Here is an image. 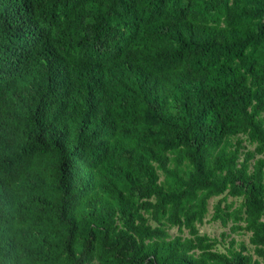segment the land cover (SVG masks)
Masks as SVG:
<instances>
[{
    "label": "trees",
    "instance_id": "trees-1",
    "mask_svg": "<svg viewBox=\"0 0 264 264\" xmlns=\"http://www.w3.org/2000/svg\"><path fill=\"white\" fill-rule=\"evenodd\" d=\"M0 264H264V0H0Z\"/></svg>",
    "mask_w": 264,
    "mask_h": 264
},
{
    "label": "rangeland",
    "instance_id": "rangeland-1",
    "mask_svg": "<svg viewBox=\"0 0 264 264\" xmlns=\"http://www.w3.org/2000/svg\"><path fill=\"white\" fill-rule=\"evenodd\" d=\"M215 202L214 201H211V204H214ZM212 214H213V210H212V206H211V211L206 219V222L205 224L199 226V231L201 234H207L209 235L210 237H219L224 231H227L228 232V228L227 229H223L221 226H220V223H217V222H211V217H212ZM173 233H175V231H173ZM237 237V239H242V240H245L246 242H248V236H241L239 234L235 235ZM234 236V237H235Z\"/></svg>",
    "mask_w": 264,
    "mask_h": 264
}]
</instances>
